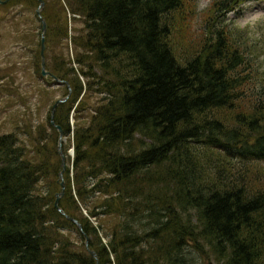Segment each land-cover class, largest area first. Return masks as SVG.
Masks as SVG:
<instances>
[{
  "label": "trees",
  "instance_id": "obj_1",
  "mask_svg": "<svg viewBox=\"0 0 264 264\" xmlns=\"http://www.w3.org/2000/svg\"><path fill=\"white\" fill-rule=\"evenodd\" d=\"M242 1L210 0L190 43L188 0H47L44 45L72 53L46 63L69 87L52 116L73 141L58 204L87 246L52 205L47 115L0 131V264H264V103L230 109L248 58L222 22Z\"/></svg>",
  "mask_w": 264,
  "mask_h": 264
},
{
  "label": "rangeland",
  "instance_id": "obj_2",
  "mask_svg": "<svg viewBox=\"0 0 264 264\" xmlns=\"http://www.w3.org/2000/svg\"><path fill=\"white\" fill-rule=\"evenodd\" d=\"M188 1L185 8L187 9L189 6V9L192 10L189 13L188 10L185 11L184 16L188 24L183 35L185 37L189 35L191 37L189 41H192L190 43H195L197 35L198 37L200 34L204 36L202 22L208 16L204 11L210 0ZM36 5L37 0H7L0 3V131L12 130L16 125L26 129L31 124H41L42 121L46 123V116L49 117L52 102L56 98L62 97L63 87L61 84L44 85L35 78L34 64L37 62L39 71L40 62L39 20L35 13ZM45 10L50 14V17L53 16L56 12L53 2L47 3V0L46 2L43 0V5L39 10L41 18ZM67 19H69L68 15ZM70 20L68 35L72 32L70 29L72 20L71 22ZM222 22L230 31L231 39L239 42L240 50L248 58L245 73L248 74L249 81L241 92L240 99L236 100L235 107L230 109L232 111L236 109L248 111L250 110L248 106L252 102L264 103V94H257L260 90L258 85L262 79L264 80V0L240 2L232 11L225 12ZM72 24V27H75L79 25V21H74ZM62 43L64 46L55 45L52 49L43 46L42 55L45 69H47L46 63L51 67L52 58H59L58 56L61 54L72 57L68 39ZM42 77L49 79L48 76ZM66 94L68 96V93ZM68 120L71 130L74 121L73 113ZM71 136L72 132L70 131L68 136L63 135L61 141V144H67L65 153L61 150L64 163L66 162L65 154L69 156V160L73 156ZM67 168L70 173V163ZM112 217L111 219H114V216ZM90 220L94 222L92 217ZM69 237L72 240L75 239L73 233ZM101 238L103 241L106 239L102 235ZM193 254L195 262L208 264V260L204 256H200L198 252Z\"/></svg>",
  "mask_w": 264,
  "mask_h": 264
},
{
  "label": "water",
  "instance_id": "obj_3",
  "mask_svg": "<svg viewBox=\"0 0 264 264\" xmlns=\"http://www.w3.org/2000/svg\"><path fill=\"white\" fill-rule=\"evenodd\" d=\"M7 0H0V3H4L6 2ZM43 5V0H37V5H36V8H35V13L37 15V17L39 18V55H40V62H39V73L41 76H48L49 79L51 81H54L56 83H65L66 84V87H67V93L69 92V87H68V84L66 83V81L64 79H60L58 78L57 76H55L54 74L50 73L47 69H45L44 67V62H43V55H42V49H43V46H44V33H45V21L43 18L40 17V14H39V10L41 8V6ZM67 97V94L62 96V97H59V98H56L51 106H50V109H49V123L55 128V130L57 131V139H56V152L59 156V169L57 171V180H58V184H59V189L57 191L54 192L53 196H54V199H53V202H52V205L53 207L58 211L60 212L66 219L70 220L71 222L74 223V225L76 226V228L78 230H80V232L83 234V243L85 246H87V235H85L82 230H81V225L79 223V221L72 217V216H69L68 214H66L65 212H63V210L61 209V207L59 206L58 204V199L59 197L62 195L63 193V188H64V183H63V178H62V172L65 168V163H64V157H63V154L61 152V141L63 139V135H62V130H61V127L57 124V123H54L53 119H52V112H53V109L55 107V105L57 103H60L62 101H64ZM89 250V253L94 256V252L93 250L91 249H88ZM96 260L94 262V264H96Z\"/></svg>",
  "mask_w": 264,
  "mask_h": 264
},
{
  "label": "bare ground",
  "instance_id": "obj_4",
  "mask_svg": "<svg viewBox=\"0 0 264 264\" xmlns=\"http://www.w3.org/2000/svg\"><path fill=\"white\" fill-rule=\"evenodd\" d=\"M63 178V177H62ZM63 183H64V181H63Z\"/></svg>",
  "mask_w": 264,
  "mask_h": 264
}]
</instances>
